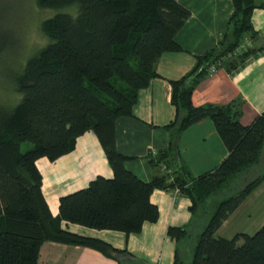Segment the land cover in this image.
Returning <instances> with one entry per match:
<instances>
[{
  "label": "trees",
  "instance_id": "obj_1",
  "mask_svg": "<svg viewBox=\"0 0 264 264\" xmlns=\"http://www.w3.org/2000/svg\"><path fill=\"white\" fill-rule=\"evenodd\" d=\"M34 1L38 9L56 13L41 23L46 45L14 78L18 101L12 107L0 105V264H36L43 242L87 247L117 264H147L100 240L72 234L60 223L136 234L143 223L157 219L150 194L174 189L188 200L190 217L205 222L195 236L184 227L166 229L175 242L192 240L189 258L174 254L173 264H264V223L252 235L213 236L264 180L263 170L221 198L264 152V110L243 126L235 102L198 107L190 102L192 91L210 71L222 69L231 75L250 58L264 54V44L236 52L244 40L257 37L250 14L254 8L264 10V5L230 0L232 11L220 40L195 56L187 73L169 82L174 115L164 129L170 131V142L148 159L150 167L164 170L143 183L123 168L128 158L114 150L113 123L132 116L137 92L156 77L158 57L180 50L173 37L188 12L176 0ZM205 118L212 122L226 155L214 169L192 177L178 162L176 140ZM85 132L95 136L112 176H96L84 188L59 197L57 215L52 217L34 163L39 158L52 162L69 153Z\"/></svg>",
  "mask_w": 264,
  "mask_h": 264
},
{
  "label": "crops",
  "instance_id": "obj_2",
  "mask_svg": "<svg viewBox=\"0 0 264 264\" xmlns=\"http://www.w3.org/2000/svg\"><path fill=\"white\" fill-rule=\"evenodd\" d=\"M253 1L256 5H264V0ZM176 3L188 12V17L173 37L180 50L165 52L158 57L154 64L156 77L137 92L131 108L132 116L116 118L113 123L114 150L128 158L123 162V168L143 183L161 174L159 167L148 165V159L165 150L170 142V131L164 129L174 115L169 82L187 73L194 64L195 56L217 44L232 11L230 0H176ZM250 24L257 37L248 42L247 47L259 49L264 44L263 9L254 8L251 11ZM190 102L194 107L235 102L240 111L239 123L248 125L264 110V54L258 53L250 58L231 75L225 74L222 69L214 71L194 88ZM176 144L178 162L192 177L214 169L226 155L212 122L207 118L183 130ZM34 165L41 178V195L52 217L57 215L59 197L84 188L96 176L105 179L112 176L91 132L77 137L69 153L52 162L39 158ZM149 202L157 209V219L154 223H143L136 234L96 231L63 222L60 226L72 234L97 239L114 249L124 250L147 264H173L174 254L187 260L190 254L188 242L184 241L179 246V242L166 235V229L184 227L191 235L199 233L202 226L198 219L190 217L188 200L173 191L154 190ZM233 213L217 230L227 223ZM36 264L117 263L87 247L43 242L38 248Z\"/></svg>",
  "mask_w": 264,
  "mask_h": 264
},
{
  "label": "rangeland",
  "instance_id": "obj_3",
  "mask_svg": "<svg viewBox=\"0 0 264 264\" xmlns=\"http://www.w3.org/2000/svg\"><path fill=\"white\" fill-rule=\"evenodd\" d=\"M55 13L54 10L38 9L34 0H0L1 106L12 107L18 101L19 96L14 92V78L25 62L46 45L47 40L41 31V23ZM263 170L264 152L260 155L258 163L247 173L237 177L221 198L234 194ZM198 221L202 226L205 218L199 217ZM263 223L264 181L234 210L227 223L213 236L230 239L238 233L252 235ZM191 241L188 243L191 244ZM181 245L182 242L179 243V246Z\"/></svg>",
  "mask_w": 264,
  "mask_h": 264
},
{
  "label": "built area",
  "instance_id": "obj_4",
  "mask_svg": "<svg viewBox=\"0 0 264 264\" xmlns=\"http://www.w3.org/2000/svg\"><path fill=\"white\" fill-rule=\"evenodd\" d=\"M247 45H248V41L244 40V42L236 49V52L244 51L245 48L247 47ZM212 73H213V71H210V75ZM160 169L164 170L163 166H161ZM171 173H172V170H166V174H171ZM173 192H174V194H177V189H174Z\"/></svg>",
  "mask_w": 264,
  "mask_h": 264
}]
</instances>
